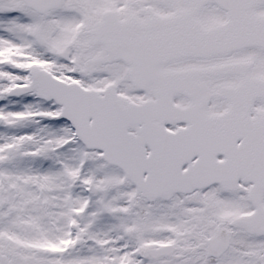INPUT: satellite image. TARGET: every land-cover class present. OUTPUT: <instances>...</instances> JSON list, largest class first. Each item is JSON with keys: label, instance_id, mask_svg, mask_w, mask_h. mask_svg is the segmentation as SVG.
Segmentation results:
<instances>
[{"label": "snow or ice", "instance_id": "6c2138e0", "mask_svg": "<svg viewBox=\"0 0 264 264\" xmlns=\"http://www.w3.org/2000/svg\"><path fill=\"white\" fill-rule=\"evenodd\" d=\"M0 264H264V0H0Z\"/></svg>", "mask_w": 264, "mask_h": 264}]
</instances>
